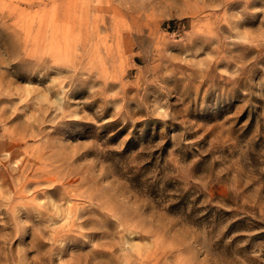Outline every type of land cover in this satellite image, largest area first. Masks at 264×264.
Masks as SVG:
<instances>
[{"label": "rangeland", "instance_id": "rangeland-1", "mask_svg": "<svg viewBox=\"0 0 264 264\" xmlns=\"http://www.w3.org/2000/svg\"><path fill=\"white\" fill-rule=\"evenodd\" d=\"M0 264H264V0H0Z\"/></svg>", "mask_w": 264, "mask_h": 264}]
</instances>
